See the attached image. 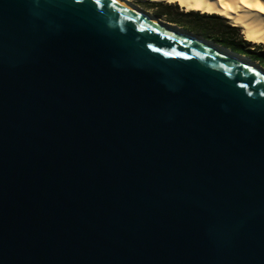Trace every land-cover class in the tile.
<instances>
[{
    "label": "water",
    "instance_id": "water-1",
    "mask_svg": "<svg viewBox=\"0 0 264 264\" xmlns=\"http://www.w3.org/2000/svg\"><path fill=\"white\" fill-rule=\"evenodd\" d=\"M167 24L0 0V264H264V69Z\"/></svg>",
    "mask_w": 264,
    "mask_h": 264
},
{
    "label": "bare ground",
    "instance_id": "bare-ground-1",
    "mask_svg": "<svg viewBox=\"0 0 264 264\" xmlns=\"http://www.w3.org/2000/svg\"><path fill=\"white\" fill-rule=\"evenodd\" d=\"M126 7L133 8L138 13L149 17L164 26L165 22L158 20L148 12L132 3V0H114ZM150 3L175 4L183 12H198L205 15H217L227 23L239 29L243 39L253 45L264 47V13L257 8L245 7L246 4L264 7V0H138ZM170 26H174L171 25ZM200 37V36H199ZM220 46V45H219ZM231 52V51H230ZM233 53V52H232ZM243 60V59H242Z\"/></svg>",
    "mask_w": 264,
    "mask_h": 264
},
{
    "label": "trees",
    "instance_id": "trees-1",
    "mask_svg": "<svg viewBox=\"0 0 264 264\" xmlns=\"http://www.w3.org/2000/svg\"><path fill=\"white\" fill-rule=\"evenodd\" d=\"M156 5L168 11L173 10L174 17H169L166 22L177 24L181 27L184 26L187 30L192 32L194 31L195 33H200L196 30H192V28L195 29V27H197L195 26V22L198 21H209L213 25L218 26L219 29L215 32L218 36V38L214 40L215 44H218L235 54L247 57L251 61L256 62L260 67L264 68L263 47L260 45H251L249 42L245 41L239 34V30L230 26L225 19L215 15L200 14L198 12L184 13L180 11L175 5ZM187 24H190L193 27L191 26V28H188ZM201 28L202 27H198L196 29L201 30Z\"/></svg>",
    "mask_w": 264,
    "mask_h": 264
},
{
    "label": "rangeland",
    "instance_id": "rangeland-1",
    "mask_svg": "<svg viewBox=\"0 0 264 264\" xmlns=\"http://www.w3.org/2000/svg\"><path fill=\"white\" fill-rule=\"evenodd\" d=\"M132 3L137 5L139 8L148 12L149 14H151L152 16H154L155 18H157L158 20H160L162 22L169 23V22H166V20H168L169 17H174L173 10L168 11V10L163 9V8L156 5V4H166V3H150V2H142V1H138V0H132ZM167 5H173L174 6L175 4H167ZM175 6H177V5H175ZM177 8L180 10V8L178 6H177ZM180 11H182V10H180ZM215 16H217V15H215ZM169 24L178 26L177 24H173V23H169ZM191 26L192 25L187 24L188 28H191ZM195 26H197V27H195V29L192 28V30H196V31L200 32V33H194V31H193L192 33H194L195 35L198 34L202 38L205 37L212 42H214V40L218 38L217 33H215V32H216V30L219 29V27L216 25H213L211 22H209V21H198V22H195ZM178 27L183 29V27H181V26H178ZM198 27H202L201 30L196 29ZM239 34L241 35L240 31H239ZM242 38H243V36H242ZM251 45H253V44H251ZM255 46H257V45H255ZM263 50H264V47H263ZM254 63H256V62H254Z\"/></svg>",
    "mask_w": 264,
    "mask_h": 264
},
{
    "label": "snow or ice",
    "instance_id": "snow-or-ice-1",
    "mask_svg": "<svg viewBox=\"0 0 264 264\" xmlns=\"http://www.w3.org/2000/svg\"><path fill=\"white\" fill-rule=\"evenodd\" d=\"M76 2H77V3H80L81 0H76ZM95 2H96L97 4H99V0H95ZM245 7H249V8L255 7V8H257V10L261 11L262 13H264V7H261L260 5L246 4ZM149 47H151V45H149ZM152 50H153V51H159L158 49H155V48H153ZM162 54L165 55V56H168V55H169L168 52H163ZM177 55H178V54H177ZM250 71H251V69H250ZM241 86L243 87V85H241ZM248 95H252V93L249 92ZM261 95H264V93H261Z\"/></svg>",
    "mask_w": 264,
    "mask_h": 264
},
{
    "label": "flooded vegetation",
    "instance_id": "flooded-vegetation-1",
    "mask_svg": "<svg viewBox=\"0 0 264 264\" xmlns=\"http://www.w3.org/2000/svg\"><path fill=\"white\" fill-rule=\"evenodd\" d=\"M183 27V29H186L184 26H182ZM187 30V29H186ZM187 31H189V32H191L192 33V31H190V30H187ZM195 33V32H194ZM193 33V34H194ZM196 35H198V34H196ZM198 36H200V35H198ZM201 37V36H200ZM205 38V37H204ZM206 40H208L207 38H205ZM210 41V40H209Z\"/></svg>",
    "mask_w": 264,
    "mask_h": 264
}]
</instances>
